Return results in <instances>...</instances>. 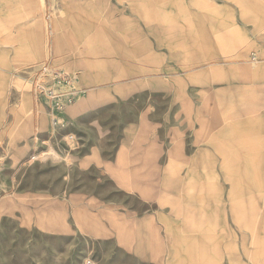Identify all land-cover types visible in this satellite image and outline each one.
<instances>
[{"label":"rangeland","instance_id":"rangeland-1","mask_svg":"<svg viewBox=\"0 0 264 264\" xmlns=\"http://www.w3.org/2000/svg\"><path fill=\"white\" fill-rule=\"evenodd\" d=\"M68 1L53 0L46 31L84 57L21 64L19 117L0 139V264H173L172 212L197 193L212 244L195 263L264 264V51L186 20L217 0ZM43 62L73 78L60 109L34 89ZM229 144L243 155L222 158Z\"/></svg>","mask_w":264,"mask_h":264},{"label":"crops","instance_id":"crops-1","mask_svg":"<svg viewBox=\"0 0 264 264\" xmlns=\"http://www.w3.org/2000/svg\"><path fill=\"white\" fill-rule=\"evenodd\" d=\"M54 1V5L59 6L60 11L67 12L68 0ZM72 1L83 2L84 0ZM95 1L98 2V0ZM179 1L172 0V3ZM215 3L216 8L208 14H188V17L193 18L186 20L207 22L208 24L202 26L205 32H213L219 27V35L211 33L206 37H219L218 39L241 37L249 39L252 45L264 51V0H217ZM75 5L78 4L75 3ZM52 6L53 0H0V122L4 123V127L0 128V139L5 137L4 134L13 133L14 123H17L19 117L20 94L17 87L21 64L43 60L47 50L52 54L55 62L65 64L69 68H78L75 64L84 57L82 53L77 55L65 48L66 35L51 34V32L47 34L46 21L51 20ZM71 16L77 20L81 14L76 13ZM159 20L163 21V19ZM62 21L60 17L59 22L63 23ZM48 26L51 29V24ZM173 31L176 32V30ZM164 33V26L157 25L155 38L158 47H162L165 43ZM176 38L173 36L171 41L166 42L170 45L169 52L172 53L173 60L178 59L177 55L181 53L176 50V46H179ZM155 53L156 60L161 63L163 53L160 50H156ZM173 66L172 64L171 67ZM128 68L126 65L123 67V69ZM261 80L264 82V75ZM217 149L223 158V150L235 151L237 155H243L244 148L229 144L218 146ZM33 159L34 157L30 158V160ZM203 192L209 194L205 188ZM206 201L208 209H206ZM209 206L206 196L202 198L200 193H197V195L189 196L187 200L183 197L182 208L179 207L177 214L176 211L172 212L169 237L173 264L176 262L196 264L199 247L203 248V255H206V247L212 244Z\"/></svg>","mask_w":264,"mask_h":264},{"label":"built area","instance_id":"built-area-1","mask_svg":"<svg viewBox=\"0 0 264 264\" xmlns=\"http://www.w3.org/2000/svg\"><path fill=\"white\" fill-rule=\"evenodd\" d=\"M255 60V55L252 56ZM34 74V89L38 96L44 98L55 109H60L63 101L60 93L62 87H70L71 92L69 101H71L77 91L72 88L73 78L70 74L56 69L50 63H40L31 68Z\"/></svg>","mask_w":264,"mask_h":264}]
</instances>
